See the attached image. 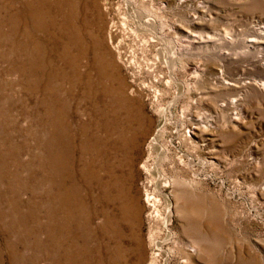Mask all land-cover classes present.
I'll list each match as a JSON object with an SVG mask.
<instances>
[{
	"label": "rangeland",
	"instance_id": "374dc122",
	"mask_svg": "<svg viewBox=\"0 0 264 264\" xmlns=\"http://www.w3.org/2000/svg\"><path fill=\"white\" fill-rule=\"evenodd\" d=\"M176 4L0 0V264H264V0Z\"/></svg>",
	"mask_w": 264,
	"mask_h": 264
},
{
	"label": "bare ground",
	"instance_id": "6f19581e",
	"mask_svg": "<svg viewBox=\"0 0 264 264\" xmlns=\"http://www.w3.org/2000/svg\"><path fill=\"white\" fill-rule=\"evenodd\" d=\"M175 3H177L176 5H179V4H181V2H184V0H173ZM169 2V1H168ZM199 8H201V9H198V14L197 13H194L193 15H190L189 17V19H188V27L187 28H185V29H183V27H181L180 25H175V27L173 28L175 31H176V34L178 35L179 34V36H178V39L177 40H175L176 41V45L179 43V44H183V45H186V46H184V47H186V48H188L187 46H190V45H198V44H200V43H204V41H203V39H202V36H200V35H198V34H196V27H198V25H200L201 23V16L203 15L202 14V12H203V10H202V7L201 6H198ZM197 8V7H196ZM196 14H197V16H196ZM150 20V19H149ZM161 21V20H160ZM143 24H145L146 26H149V27H153V20H150V22L149 21H145ZM144 25V26H145ZM143 26V27H144ZM172 28V27H171ZM195 29V30H194ZM207 35V34H206ZM150 37V36H149ZM207 38V40L206 41H210V39L211 38H208V37H206ZM109 39H110V33H109V36H108V41H109ZM162 39V38H161ZM175 39V38H174ZM111 41V40H110ZM109 41V42H110ZM169 42V41H168ZM172 42V41H171ZM111 43V42H110ZM163 44V43H162ZM169 44H170V42H169ZM171 44H173V43H171ZM174 45V44H173ZM166 47V46H165ZM173 47H175V46H173ZM230 47V46H229ZM179 48V47H178ZM183 48V47H182ZM190 48V47H189ZM200 48V47H199ZM165 49V48H164ZM168 49V48H167ZM175 49V48H174ZM177 49V48H176ZM193 49V48H192ZM194 49H195V47H194ZM115 50L117 51V47H115ZM180 50V49H179ZM119 51V50H118ZM166 51V50H165ZM171 51H172V49H171ZM173 52V51H172ZM174 53V52H173ZM173 53H171V54H173ZM164 54V53H163ZM166 55V54H165ZM176 55V54H175ZM173 56V55H172ZM169 57H170V55H169ZM168 57V58H169ZM167 58V57H166ZM99 60V59H98ZM165 60V59H164ZM170 60V59H169ZM167 61V60H166ZM166 61H164V62H166ZM138 62V61H137ZM171 62H172V59L170 60V64H171ZM168 63V62H167ZM166 63V64H167ZM198 66H200V65H197V64H194V66H193V70L195 71L196 69H198ZM171 67V66H170ZM195 73H196V71H195ZM221 75V74H220ZM177 76V75H176ZM170 77H173V74L170 76ZM198 77V76H197ZM217 78V77H216ZM218 79V78H217ZM222 82V84H226L224 81H221ZM176 83V82H175ZM177 85V84H176ZM183 85V84H182ZM262 85V84H261ZM260 85V86H261ZM181 88H182V86H181ZM264 89V88H263ZM169 107V106H168ZM168 107H166L164 110H158V114H159V117H160V121H159V123H158V125H157V130L152 134V136L150 137V145H151V149L153 150V151H155V154L157 155V160H162V158H164V156H166V149H165V147H164V145H162V142H161V138H163L162 136H163V133H164V125L165 124H167V123H169L170 122V118L168 119L167 118V115H166V113H168L169 114V111H168ZM172 113H170L168 116H170ZM171 117V116H170ZM202 121V120H201ZM206 121H208V120H206ZM173 122V121H172ZM174 123V122H173ZM205 123H207V122H205ZM175 125V124H174ZM207 125V124H206ZM207 127V126H206ZM208 128V127H207ZM131 129H132V127H131ZM128 137H129V140H130V142L132 141V139H133V137H132V135H128ZM171 141V140H170ZM155 160V159H154ZM154 162V161H153ZM157 162V161H156ZM155 162V163H156ZM157 167L155 166V164H153L152 166H151V170L152 171H150L149 170V172H152V174L154 175L155 174V180L157 181V185H159L160 183L161 184H171V186L173 185L174 187L175 186H177V180L178 179H176L175 177H173L172 176V178L170 179V178H166L162 173H159L158 171H157ZM154 177V176H153ZM165 200H166V213H165V216H164V218H163V221H162V224H163V226L164 227H166V224H167V222H168V219H169V217H170V205H171V203L169 202V199L166 197L165 198ZM134 205L132 204V203H130L129 204V208H132ZM122 217V216H121ZM125 220V219H124ZM127 220V219H126ZM129 220V219H128ZM108 223V221L107 222H105V224H107ZM104 224V225H105ZM169 235V234H168ZM167 235V236H168ZM118 237H119V232H118ZM169 237V236H168ZM120 238V237H119ZM167 239H169V238H167ZM197 247L196 246H189V247H186L183 251H184V259L185 260H183V261H180L179 262V264H182V263H184L185 261L188 263V261L190 260V256H192V255H194V254H196L197 253ZM118 250H119V248H118ZM120 251V250H119ZM168 256H169V253H167L166 252V260L168 259ZM166 260H164V264H166L167 262H166Z\"/></svg>",
	"mask_w": 264,
	"mask_h": 264
}]
</instances>
